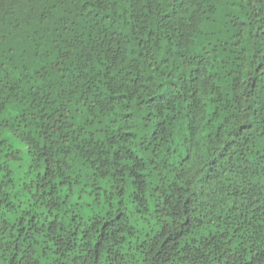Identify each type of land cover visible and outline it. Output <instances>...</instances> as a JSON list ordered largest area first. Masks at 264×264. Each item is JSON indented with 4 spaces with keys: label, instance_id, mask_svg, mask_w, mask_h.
<instances>
[{
    "label": "trees",
    "instance_id": "1",
    "mask_svg": "<svg viewBox=\"0 0 264 264\" xmlns=\"http://www.w3.org/2000/svg\"><path fill=\"white\" fill-rule=\"evenodd\" d=\"M0 264H264V0H0Z\"/></svg>",
    "mask_w": 264,
    "mask_h": 264
},
{
    "label": "rangeland",
    "instance_id": "2",
    "mask_svg": "<svg viewBox=\"0 0 264 264\" xmlns=\"http://www.w3.org/2000/svg\"><path fill=\"white\" fill-rule=\"evenodd\" d=\"M21 160L17 161L16 164H19V171L22 172L24 170H27L28 164H29V156L27 154V152L25 150H23V152L21 153ZM78 193H74L73 195V200H78ZM80 200V199H79ZM134 219V217L132 218ZM136 222H133V224H135Z\"/></svg>",
    "mask_w": 264,
    "mask_h": 264
}]
</instances>
